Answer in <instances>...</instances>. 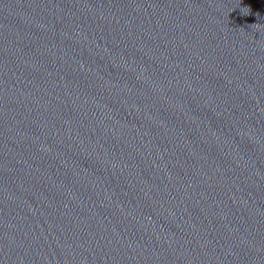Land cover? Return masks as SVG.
Returning a JSON list of instances; mask_svg holds the SVG:
<instances>
[{"label":"water","instance_id":"95a60500","mask_svg":"<svg viewBox=\"0 0 264 264\" xmlns=\"http://www.w3.org/2000/svg\"><path fill=\"white\" fill-rule=\"evenodd\" d=\"M0 264H264V0H0Z\"/></svg>","mask_w":264,"mask_h":264}]
</instances>
